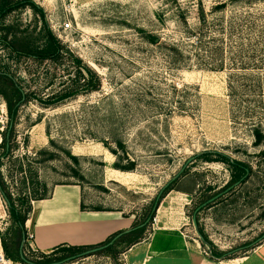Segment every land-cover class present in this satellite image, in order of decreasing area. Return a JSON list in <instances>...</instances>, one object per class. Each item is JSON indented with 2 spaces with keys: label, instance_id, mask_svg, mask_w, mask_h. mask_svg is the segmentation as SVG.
I'll return each mask as SVG.
<instances>
[{
  "label": "rangeland",
  "instance_id": "rangeland-1",
  "mask_svg": "<svg viewBox=\"0 0 264 264\" xmlns=\"http://www.w3.org/2000/svg\"><path fill=\"white\" fill-rule=\"evenodd\" d=\"M29 1L45 22L29 6L0 19V111L6 108L3 95L13 99L3 76L31 97L20 102L9 127L11 154L0 169L21 215L33 191L40 197L58 185H78L87 210L122 213L133 226L147 221L141 240L162 228L181 233L195 247L198 264L238 260L264 242V138L259 145L255 139L257 132L264 136V0ZM221 3L225 7L214 12ZM201 11L208 35L222 41V71L200 67L188 48L183 54L189 61L172 58L171 46L186 41V25L195 29ZM45 27L98 74L99 91L51 106L38 102L70 85L71 62L63 57L56 66L17 58L3 42L41 48ZM204 153L208 162L198 159ZM216 154L245 165L247 177L233 186V168ZM130 163L133 172L114 169ZM186 164L153 213L160 191ZM219 194L196 214L195 229L196 209ZM19 231L0 194V250L11 264H20L8 258L20 256ZM130 244L60 264H123ZM22 253L31 264L61 256L28 244Z\"/></svg>",
  "mask_w": 264,
  "mask_h": 264
},
{
  "label": "trees",
  "instance_id": "trees-1",
  "mask_svg": "<svg viewBox=\"0 0 264 264\" xmlns=\"http://www.w3.org/2000/svg\"><path fill=\"white\" fill-rule=\"evenodd\" d=\"M226 3H221L217 5L214 9V12H218L222 8H224ZM23 6H29L30 9H32L35 12H38L40 16L42 17L44 21V14L40 8H38L34 3L31 1H11V0H2L0 1V19L3 18L7 13L18 10L19 8ZM45 22V21H44ZM220 23V22H219ZM208 22L206 19V15L203 11H201L199 16V25L195 29H191L188 25H186V33L187 38L186 41H181L180 45H173L171 46V55L172 58L176 63H184L186 61H189V57H185L183 54V49H191V52L196 53V56L198 58V65L200 67H208L209 69L219 70L222 71L225 64L224 59L222 55V41L220 37H212L207 33ZM217 24L211 23L212 28L216 27ZM222 32V28L219 29ZM219 31V33H221ZM45 45L41 48H35L32 49L31 47H26L25 45H16L14 44H8L3 42L4 47L7 48L12 54H14L17 58H26L31 59L32 61L36 63H44L49 62L53 65H61V62L63 60V57H67L68 60L71 62L74 70V75L71 80V83L68 87H65L61 92H57L55 94H52L51 96H48L45 99H39L38 102L42 106H51L56 104H61L62 102L72 100L76 97H79L80 95L87 94V93H93L97 92L101 88V79L98 76V74L88 67L86 64L82 62L81 59L75 57L67 50H64L61 47L60 42L55 38V36L45 27ZM215 44H219L218 46L212 47ZM198 52V53H197ZM203 52L205 54V57L203 54H199ZM224 60V61H223ZM3 78L6 79L7 83L12 89V98H9L7 95H3V98L5 100L6 104V111L8 115L9 124L6 129V132L2 136V144L0 145V148L3 149V154L0 156V169L3 166L2 159H6L10 157L11 154V137H12V128H9L12 126L15 122V119L19 113V104L24 101L25 98H31L30 96L27 97L23 95L21 87L17 86L11 78L3 76ZM33 100H37L36 96L33 95ZM14 101V102H13ZM26 101V100H25ZM264 136L261 133L255 134L256 144H260ZM112 152V151H111ZM113 155H116L114 152H112ZM51 158L52 155H49ZM218 160L224 164L229 165L234 170V181L237 183L239 182L246 173L249 174V170L245 167V165L241 163H235L231 162L227 157L216 154ZM209 153H204L198 156V159H204L208 162ZM134 163H130V167H122L118 164H114V169L121 171V172H133L134 171ZM39 184V183H38ZM43 186V185H42ZM173 189L171 188V185L165 190V192H170ZM0 194L3 197V199L7 203V207L9 210V213L11 217L14 219V221L17 223V225L20 227L19 231L20 233L23 232V238L25 234V223L28 219L29 214L31 213L32 207L30 205L31 202L35 201H41L46 200L50 197L51 192H47L42 196L37 195V190L33 191L32 194L30 193L27 195V207L25 210V213L21 215V212L19 209L15 207V205L12 202V199L10 197V194L5 190L4 185L1 182L0 179ZM81 210H87L83 204H81ZM91 211L100 212L103 211L101 209H92ZM138 226H133V229ZM144 231V227L141 229H135L130 231L129 233L124 234L123 232L116 233L109 237L105 242L95 245V246H69V245H60L53 250L50 251V254L55 255L61 254L60 257L56 259H49V260H42L38 262H33V264H60L68 260H72L73 258H77L80 255L86 253L88 250H94V249H100L102 248L103 251H110L113 249V246L116 243H124L126 241H131V246H134L138 244L141 241L142 233ZM20 237V236H19ZM25 243L24 246L25 247ZM4 252L6 251L5 246L3 245ZM100 251V250H99ZM216 257V255H214ZM6 257L7 254H6ZM11 258L14 262L22 264L23 261L21 260L20 256L18 258L14 257H8ZM43 259V258H42Z\"/></svg>",
  "mask_w": 264,
  "mask_h": 264
},
{
  "label": "crops",
  "instance_id": "crops-1",
  "mask_svg": "<svg viewBox=\"0 0 264 264\" xmlns=\"http://www.w3.org/2000/svg\"><path fill=\"white\" fill-rule=\"evenodd\" d=\"M81 204L82 189L78 185L55 186L48 199L32 202L24 227L34 235V249L48 253L60 245L95 246L133 227V219L122 213L82 211ZM194 248L181 233L162 228L161 232L125 250L122 261L123 264H159L163 261L171 264L179 259L183 264H198ZM216 264H264V242L241 259H219Z\"/></svg>",
  "mask_w": 264,
  "mask_h": 264
},
{
  "label": "water",
  "instance_id": "water-1",
  "mask_svg": "<svg viewBox=\"0 0 264 264\" xmlns=\"http://www.w3.org/2000/svg\"><path fill=\"white\" fill-rule=\"evenodd\" d=\"M188 163H190V161H188L187 162V164ZM187 164L182 168V170L180 171V173L177 175V176H175L161 191H160V193H159V195H158V197L156 198V201H155V205H154V207H153V210H152V212L153 213H155L156 211H157V209H158V205H159V198H160V196L162 195V193L174 182V181H176L180 176H181V174L184 172V170L186 169V167H187ZM247 175H248V173H246V175L239 181V182H237V183H235L233 186H237V185H239L246 177H247ZM232 188V187H231ZM222 196V194H219V195H217L216 197H214V198H212V199H210L209 201H207L206 203H204L203 205H201L199 208H197L196 209V211H195V213H194V215H193V217H192V222H193V225H194V227H195V229H197V227H196V214L202 209V208H204V207H206L207 205H209V204H211V203H213V202H215L217 199H219L220 197ZM146 224H147V221L145 222V223H143V224H141V225H139L138 227H136V228H132L131 230H129V231H125V232H123L124 234H126V233H129L130 231H132V230H135V229H141V228H143V227H145L146 226ZM200 239L202 240V238H201V236H200ZM23 245H24V243L22 242V245H21V248H20V258H21V260L23 261V262H25V263H28V264H31V263H29L28 261H26L25 260V258H24V256H23V253H22V247H23ZM99 250H102V248H100V249H94V250H91V251H88V252H86V253H84V254H82L81 256H88V255H91V254H94V253H96L97 251H99Z\"/></svg>",
  "mask_w": 264,
  "mask_h": 264
},
{
  "label": "built area",
  "instance_id": "built-area-1",
  "mask_svg": "<svg viewBox=\"0 0 264 264\" xmlns=\"http://www.w3.org/2000/svg\"><path fill=\"white\" fill-rule=\"evenodd\" d=\"M71 27L70 23L63 24V30H69ZM8 115L6 108L0 111V145L2 144V136L5 130L8 127ZM34 240V235L30 230H25L23 243L28 244L30 248H33L32 241ZM0 264H11L8 260L5 259V256L0 252Z\"/></svg>",
  "mask_w": 264,
  "mask_h": 264
},
{
  "label": "bare ground",
  "instance_id": "bare-ground-1",
  "mask_svg": "<svg viewBox=\"0 0 264 264\" xmlns=\"http://www.w3.org/2000/svg\"><path fill=\"white\" fill-rule=\"evenodd\" d=\"M127 174V173H126ZM113 177V176H112ZM118 179V178H117ZM0 252H1V250H0Z\"/></svg>",
  "mask_w": 264,
  "mask_h": 264
}]
</instances>
